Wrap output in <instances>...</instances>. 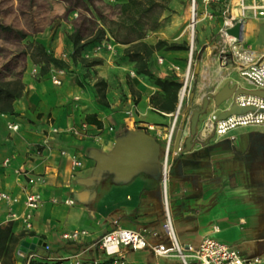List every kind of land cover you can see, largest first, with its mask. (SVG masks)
Instances as JSON below:
<instances>
[{"label": "crops", "instance_id": "0c3cea01", "mask_svg": "<svg viewBox=\"0 0 264 264\" xmlns=\"http://www.w3.org/2000/svg\"><path fill=\"white\" fill-rule=\"evenodd\" d=\"M106 1L110 6L126 2ZM240 21L242 44L260 53L264 32L259 27L264 30V19L245 14ZM68 27L34 37L54 58L70 60L61 83L53 84L50 78L56 66L41 73L39 65L26 58L14 113H0V192L18 198L12 205L0 201V227L9 225L13 234L25 235L9 258L0 252V264H17L19 242L33 236L49 248L37 244L27 251L24 264H72L75 258L111 264V257L95 243L99 237L121 227L141 232L151 244L169 246L166 213L180 244L196 246L208 236L246 257H259V264H264V125L237 127L221 136L209 130L210 125L207 130L202 126L186 150L185 123L180 150L168 151L170 166L163 182L161 165L174 111L154 107L151 97L158 87L122 56L128 44L115 43L102 26L106 37L100 42L111 48L97 52L94 47L100 42L89 44L77 60L69 39L74 28ZM81 37L82 42L89 35ZM182 51H168L170 64L184 67L187 55ZM152 72L161 78L170 73L160 67ZM229 73L217 67L209 91H216ZM86 115L100 125L87 122ZM182 119L183 114L178 122ZM9 124L18 128L11 130ZM75 160L81 165L75 166ZM28 175L39 176L40 183L29 185ZM31 191L41 193L42 204L27 210L23 201ZM10 210L29 213L30 227L26 230L19 219L10 221ZM73 231L85 233L63 236ZM121 249L125 264H181L177 257L158 256L150 248Z\"/></svg>", "mask_w": 264, "mask_h": 264}, {"label": "rangeland", "instance_id": "374dc122", "mask_svg": "<svg viewBox=\"0 0 264 264\" xmlns=\"http://www.w3.org/2000/svg\"><path fill=\"white\" fill-rule=\"evenodd\" d=\"M255 1L257 3L258 0ZM226 3V0H195L196 15L194 25L191 27V0H138L136 6L128 7L125 11L122 4L110 6L106 0H0V76L5 81L20 79L26 67V58H29L34 64H38L41 69L46 65L45 57L38 52V43L34 37L38 34L41 36L48 29L53 35L59 28H69V25L74 30L78 29L81 35L86 36L103 26L107 30H112L119 40L143 33L144 37L139 41L145 43L148 46L147 50L151 51L148 62L152 71H158L160 67L170 72L167 65L171 63V58L168 55V51L171 49H168V45L171 43L183 44L185 48L182 53L188 57L189 44L192 41L193 50L190 65L192 77L187 83V100L185 97L181 102L183 119L181 122L177 120L176 123L177 128L183 129L185 123L189 124L190 112L200 108L202 99L200 95L210 92V87L215 84V81H211V76L217 67H222L230 73L218 85L216 91L226 82H229L230 86L255 89L253 84L236 71V57H227L225 64L222 65L217 47H215L216 49L212 48L213 43L219 42L217 31L224 17ZM234 3L235 0H231L230 9ZM244 4L251 5L253 2L244 0ZM73 14L76 15L75 18L70 19V15ZM245 14H253V10L246 9ZM98 19L99 21H97ZM99 24L101 26H98ZM1 27H9L13 32L8 34ZM259 29L264 32L261 26ZM17 33H21L22 36H15ZM262 39L260 37L258 43ZM162 43H166V45ZM132 45L135 44L130 46ZM243 46L258 54L249 48L246 42ZM105 51L108 49L104 48L103 52ZM122 56L127 58L123 54ZM159 56L164 58L163 64H157L156 60ZM81 57V53H77L74 59L81 60ZM68 61H64L65 71L70 66ZM46 66L51 67L52 64ZM87 74L90 75L88 69ZM171 74V72L166 74L164 78L173 79ZM202 76L208 77L207 84L202 82ZM178 82L180 86L177 90L173 111L179 105V91L183 85L182 81ZM165 97L166 95L158 88L152 96L151 102L158 105L163 102ZM195 99H197L196 102H194ZM230 102L229 98L214 110L212 100H209L205 111L198 116L196 128L200 129L208 116L214 121L218 112L227 107Z\"/></svg>", "mask_w": 264, "mask_h": 264}, {"label": "built area", "instance_id": "2783aa9c", "mask_svg": "<svg viewBox=\"0 0 264 264\" xmlns=\"http://www.w3.org/2000/svg\"><path fill=\"white\" fill-rule=\"evenodd\" d=\"M209 1V0H204ZM225 9H224V17L218 28L219 42L217 47L218 55L221 59V64L224 65L227 57L232 56L236 57V71L248 80L251 84L255 86V89L264 90V48L263 50L255 54L254 51L247 49L243 46L242 41L235 38L232 35L226 33V29L232 27L236 22L242 20L232 18V13L230 9L231 0H226ZM191 21L190 26L192 27L194 24V17L196 15L195 12V0H191ZM247 7L250 5H246ZM249 9L245 8L244 10ZM253 10V14L257 17L264 19V0H258L256 3V7ZM104 48L110 49V44L106 41H102L95 45V51H101ZM192 50L193 43L189 44V54L187 60L185 62L184 67H181L177 64H170L169 70L172 73L171 76L178 81H182L183 85L180 91L183 89V94L179 98V105L175 109L173 114V119L171 121L168 133L166 134V149L165 154L162 160V181L166 179L167 171L170 166V161L168 157V151L172 147L173 143V135L177 129V120L178 117L183 113L181 109V102L187 96L186 88L187 83L192 74L190 73V65L192 60ZM254 56H253V55ZM157 64H163L164 58L159 56L157 57ZM65 73L64 68H53L51 70V80L53 84L59 85L61 83V76ZM215 88V87H214ZM213 89L211 92H214ZM179 91V93H180ZM187 100V97H186ZM230 103H235L236 105L242 106H250L253 107L254 110H248L242 113L230 114L227 117L219 120L212 121L210 117L204 122V127L207 124H210V130L216 134L217 136L224 135L228 133L230 130L241 127V126H254V125H264V98L247 93H238L230 96ZM8 128L11 130H16L18 128L17 124H9ZM149 129L153 128V126H149ZM52 132H57L56 127L51 128ZM71 132H74L75 129L71 128ZM75 166H80V161L75 160L73 162ZM27 183L29 185L40 183L39 176H31L28 175ZM0 201H4L8 205H12L18 201V198L15 196H11L6 192H0ZM66 203L72 204L73 201L71 199L65 200ZM42 204V196L39 191H31L29 192L23 201V205L27 210H33L38 208ZM30 214L25 213L23 215L17 214L15 211L10 210L8 212V219L10 221L21 220L24 228L27 230L30 227V223L28 221ZM164 227L170 237L169 246H165L164 244H151L146 239V237L139 231L115 227L107 233L103 234L96 240V244L103 250L106 256L111 257V264H125L126 262V254L121 249L122 247H126L131 250H138L144 248H150L151 251L158 256H175L179 259L181 264H259L261 262L259 257H246L240 253L238 249L235 247L219 241L212 237H204L201 239L198 245L191 246L189 244L182 245L176 239L170 219L166 213V221L164 223ZM79 233L84 234L85 231H73L71 233L64 234V237L74 238ZM45 249H48L49 246L47 244L44 245ZM31 258V255L29 256ZM191 260V261H190ZM59 264H64L62 261ZM72 264H99L98 259H92L87 261H82L78 258L73 260Z\"/></svg>", "mask_w": 264, "mask_h": 264}, {"label": "trees", "instance_id": "16d2710c", "mask_svg": "<svg viewBox=\"0 0 264 264\" xmlns=\"http://www.w3.org/2000/svg\"><path fill=\"white\" fill-rule=\"evenodd\" d=\"M138 4V0H126V2L122 3V7L124 11L128 9V7L136 6ZM136 22V21H134ZM8 34H11L13 30L9 27H1ZM109 34L113 38V40L117 43L128 44V47L124 49L123 55L126 56L129 60L133 61L135 64V70L137 74H142L147 76L155 86H157L165 95V99L162 103L154 106L155 108L162 111H173L176 104V95L177 90L180 86V83L174 79L170 78H161L155 75L150 69V64L148 62L151 51L149 52L148 46L139 41L144 37L143 33H138L135 36L127 37L119 40L112 32V30L108 29ZM15 36H22L21 33H17ZM106 37V31L103 27H98L89 37L85 38L82 42V37L78 29H75L70 35L69 39L73 43L74 51L73 58L77 53H80L81 50L93 43H98ZM135 44L130 46L131 44ZM166 45V43H162ZM152 48V47H151ZM183 44L179 43H171L168 45V49L177 50L184 49ZM37 50L42 55H44V62L47 64H52L57 68L65 67L64 62L62 60L54 58L52 55L47 53V51L43 48L42 45L37 44ZM83 62L86 59L82 58ZM43 66L40 71L41 73L47 72L49 67ZM23 89V84L20 79H16L13 81H5L0 76V113L13 114V101L21 94ZM99 99L103 101V93L98 88ZM152 100V97H151ZM87 122H94L96 125H100V122L96 119L90 117V115H86ZM25 236L24 233H20L15 235L11 232L10 226L6 225L4 227H0V252L4 253V256L10 257V254L13 253L15 244ZM25 259L22 264H24ZM30 264H41L31 262Z\"/></svg>", "mask_w": 264, "mask_h": 264}, {"label": "water", "instance_id": "95a60500", "mask_svg": "<svg viewBox=\"0 0 264 264\" xmlns=\"http://www.w3.org/2000/svg\"><path fill=\"white\" fill-rule=\"evenodd\" d=\"M242 30L243 24L241 21L236 22L232 27L226 29V33L229 35L234 36L237 39L242 38ZM238 93H247V94H254L264 98V90L260 89H243L237 87L236 85L230 86L229 82L224 83L217 91L214 92H207L202 96L201 99V106L199 109H194L190 112V116L188 118L189 121V134L183 139V143L185 145V149L188 150L191 147V140L193 136L197 133L196 125L199 114L205 111L209 100H212L214 109H216L222 102L227 101L230 96ZM248 110H254L253 107L250 106H238L235 103H230L227 107L222 109L216 115L215 120L223 119L230 114L235 113H242ZM183 137V130L181 128H177L175 131L173 143H172V150L174 152H178L180 150V143ZM37 244H42L43 246L46 243H40L38 241L37 236L33 237H25L23 238L17 247L16 250V262L17 264H22L27 251L34 250Z\"/></svg>", "mask_w": 264, "mask_h": 264}, {"label": "bare ground", "instance_id": "6f19581e", "mask_svg": "<svg viewBox=\"0 0 264 264\" xmlns=\"http://www.w3.org/2000/svg\"><path fill=\"white\" fill-rule=\"evenodd\" d=\"M252 2H253V4H251L250 6L247 7L244 4V0H235V3L236 4H235V6L232 7V18H234V19H236V18L241 19L245 15V10H244L245 8L254 9L256 7V1L255 0H252ZM243 23H244V21H243ZM207 80H208V77L207 76H205V77L202 78V82L204 84H207ZM182 94H183V89L179 93V98L182 96ZM207 125H210V124H207ZM209 128L210 127L206 126V130L209 129Z\"/></svg>", "mask_w": 264, "mask_h": 264}]
</instances>
